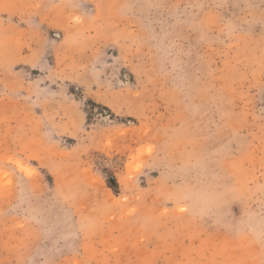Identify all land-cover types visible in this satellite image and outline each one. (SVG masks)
Returning a JSON list of instances; mask_svg holds the SVG:
<instances>
[{"label":"rangeland","instance_id":"obj_1","mask_svg":"<svg viewBox=\"0 0 264 264\" xmlns=\"http://www.w3.org/2000/svg\"><path fill=\"white\" fill-rule=\"evenodd\" d=\"M0 264H264V0H0Z\"/></svg>","mask_w":264,"mask_h":264}]
</instances>
